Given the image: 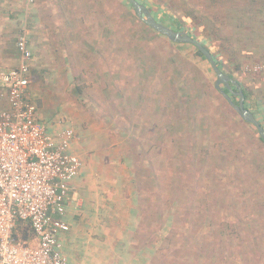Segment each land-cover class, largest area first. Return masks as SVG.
Masks as SVG:
<instances>
[{"label": "trees", "instance_id": "trees-1", "mask_svg": "<svg viewBox=\"0 0 264 264\" xmlns=\"http://www.w3.org/2000/svg\"><path fill=\"white\" fill-rule=\"evenodd\" d=\"M118 1L135 17L129 3ZM136 1L158 23L181 32L182 27L171 17L173 13L185 15V0ZM137 21L157 36L161 51L166 49L160 66L163 72L167 70L166 78L144 100L156 108L149 113V125L145 122L140 128L147 130L144 136L151 144L142 152L137 151L141 142L135 137L126 134L124 140L130 169L128 182L138 203V211L133 213L139 218L141 214L155 216L156 226L149 222L148 231L145 226L143 230L154 232L153 238L157 234L163 237L161 244L157 238L153 241V246L162 249L159 264H264V142L255 127L236 114L203 70L190 65L192 52L212 71L194 46L173 43ZM203 47L229 75L213 52ZM236 73L243 76L241 70ZM99 83L105 91L107 83ZM231 89L236 90L234 86ZM222 91L229 94L223 87ZM242 93L244 107L251 112L245 90ZM229 95L236 104L239 98ZM153 132L156 139L149 137ZM148 150L152 151L150 155ZM131 225L135 236L142 233L140 223L132 221ZM13 237L30 248L38 245L27 223L18 222ZM139 244L134 238L133 245ZM163 248L171 253L168 255Z\"/></svg>", "mask_w": 264, "mask_h": 264}, {"label": "crops", "instance_id": "crops-1", "mask_svg": "<svg viewBox=\"0 0 264 264\" xmlns=\"http://www.w3.org/2000/svg\"><path fill=\"white\" fill-rule=\"evenodd\" d=\"M185 3V15L173 13L172 21L176 20L186 34L213 52L221 67L229 72L227 76L245 90L247 105L264 126V72L252 76L236 73L247 65L264 64V0ZM137 20L128 6L118 0H36L28 11L22 0H0V71L17 65L15 42L25 26L33 56L31 97L33 90L37 91V100L50 94L48 82H60L64 74L71 81L84 77L89 80L93 75L95 81L107 82L113 75V51L124 43L128 46L123 35H128L130 28H139ZM232 67L240 69L235 72ZM41 102L39 118L50 106L47 99ZM6 105L0 86V111ZM73 152L77 155L74 149ZM93 179L85 167L76 178L78 185L66 205L64 220L69 231L59 238L69 264L113 263V253L103 245L111 241L113 227L105 226L106 218L110 219L107 212H102L107 195L103 188L97 189ZM113 213L115 209L110 213L111 219L115 218Z\"/></svg>", "mask_w": 264, "mask_h": 264}, {"label": "rangeland", "instance_id": "rangeland-1", "mask_svg": "<svg viewBox=\"0 0 264 264\" xmlns=\"http://www.w3.org/2000/svg\"><path fill=\"white\" fill-rule=\"evenodd\" d=\"M181 32H184L183 27ZM123 40L128 41V46L125 47L124 43L122 47L119 45L117 50L114 49L112 80H107L105 91L102 83L95 81L96 76L92 75L89 80L84 77L71 81L66 79L69 76L64 74L61 77L62 81L48 82L51 95L46 93L42 96L49 100L50 106L41 113V118L38 112L37 116L45 125L49 135L65 127H71L74 130L76 139L73 149L81 159L83 165L81 171L86 167L88 173L91 172L95 178L93 182L97 189L103 188L106 191L107 204L102 205V212H107L106 217L110 219L108 221L105 217L108 222L105 226L113 227L110 239L112 242L106 241L103 245L114 255L111 257L112 264H159L162 249L153 246V241L157 238V242L161 244L163 237L157 234L153 238L154 232L145 233L143 230L145 226L148 231L149 222L153 227L156 226L155 216L143 217L141 214L139 218L137 213H133V211H138V203L132 191L133 188L128 182L130 169L126 160L128 156L124 140L126 134L132 135L141 142V147L139 146L137 151L142 152L151 144V140L148 141L149 138L144 136L147 130H140V128L145 122L149 125V113L155 107H151L144 100L152 95V91H156L162 79L166 78L164 72L167 70L163 72L160 69L162 61L163 63L165 61L166 49L164 52L161 51L159 43L156 42L158 41L157 36L142 28L141 25L139 28H130L128 35H123ZM189 57L191 58L190 65L199 66L212 82L215 81V75H212V71L204 61L195 57L192 52ZM241 72L243 76L253 75L245 74L243 68ZM75 88L80 89V92H76ZM36 92L33 90L34 99L31 97L30 90V98L38 110L42 106L43 98L37 100L38 97L34 94ZM158 117L159 114H156L155 120ZM121 128L123 129L120 130ZM153 136L154 132L149 136L150 139H156ZM151 153L152 151L148 150V155ZM157 154L161 155L158 151ZM75 185H78L76 180ZM130 204L131 207H129ZM166 208L167 206L164 209ZM114 209L115 218L111 219L110 213ZM132 221L140 223L143 234L139 233L137 236L133 234ZM134 238L140 241L138 246L133 245ZM164 243L167 245L170 242ZM61 250L69 264V257L62 245ZM166 251L168 255L171 253L168 249Z\"/></svg>", "mask_w": 264, "mask_h": 264}, {"label": "built area", "instance_id": "built-area-1", "mask_svg": "<svg viewBox=\"0 0 264 264\" xmlns=\"http://www.w3.org/2000/svg\"><path fill=\"white\" fill-rule=\"evenodd\" d=\"M25 10L36 0H22ZM24 26L16 39L17 65L0 71V264H67L60 235L69 231L64 217L83 168L73 152L71 127L48 134L30 100L32 52ZM245 74H261L264 64L247 65ZM27 223L37 239L30 248L15 240L16 224Z\"/></svg>", "mask_w": 264, "mask_h": 264}, {"label": "water", "instance_id": "water-1", "mask_svg": "<svg viewBox=\"0 0 264 264\" xmlns=\"http://www.w3.org/2000/svg\"><path fill=\"white\" fill-rule=\"evenodd\" d=\"M129 3L133 9L136 17L147 27L155 31L161 36L166 37L169 41L176 44H189L194 46L204 57L205 61L210 65L213 73L215 74L214 88L221 93V95L226 99L229 105L233 108L236 114L246 123L251 124L255 127L258 137L264 142V129L256 121L252 113L244 108V95L240 86L232 80L229 76L225 75L216 65L210 53L196 40L188 36L185 32H175L172 29L158 23L150 14L149 10L139 4L136 0H124ZM234 86L236 92H233L231 87ZM222 87L227 90L229 94L237 96L238 103H232L227 93L222 91Z\"/></svg>", "mask_w": 264, "mask_h": 264}]
</instances>
